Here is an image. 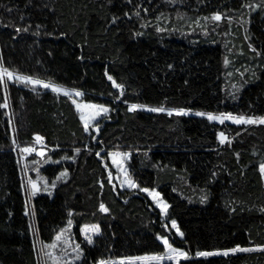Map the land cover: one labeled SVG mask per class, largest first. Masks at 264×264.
Returning a JSON list of instances; mask_svg holds the SVG:
<instances>
[{"label":"trees","instance_id":"16d2710c","mask_svg":"<svg viewBox=\"0 0 264 264\" xmlns=\"http://www.w3.org/2000/svg\"><path fill=\"white\" fill-rule=\"evenodd\" d=\"M0 63L108 108L85 131L67 97L0 80V264H41L37 246L68 228L76 264L164 254L161 235L189 252L180 264H264V124L130 109L264 116V0H0ZM37 135L47 150L23 163L18 147ZM114 151L136 189L115 184ZM24 164L46 181L30 199ZM236 245L253 250L195 255Z\"/></svg>","mask_w":264,"mask_h":264},{"label":"snow or ice","instance_id":"6c2138e0","mask_svg":"<svg viewBox=\"0 0 264 264\" xmlns=\"http://www.w3.org/2000/svg\"><path fill=\"white\" fill-rule=\"evenodd\" d=\"M213 19L219 21L221 19V15L219 13H215L213 16ZM18 31L20 29H17ZM25 31L27 29H24ZM13 72L9 71L8 68L4 67L2 63H0V78L7 76L9 79H11L13 77ZM18 79H21L23 81L26 82H30L33 85H43V87L45 88H50L52 91L54 92H61V91H65L66 94H68V90L63 89L61 86L55 84V83H49V82H45L43 80L40 79H34L32 76L30 75H24V76H19L17 77ZM108 79L111 80L114 84V86L118 89H123L124 85L117 83L112 76H108ZM74 91L76 93L77 96H82L83 93H81L79 90H71ZM118 98V97H117ZM75 102V101H74ZM7 102L4 103L3 107H7ZM76 107L77 109L80 111L81 115L80 118L81 120H83L84 122V128L85 131H88V127L89 124L92 120L95 119L96 116H99L101 112H108V108L105 107L104 105H97V104H92V103H76ZM143 107H147L146 105H137V104H132L130 105V109L131 110H135L137 108H143ZM93 110V111H86V110ZM151 111L153 112H162V111H167L168 115H172L173 113L176 114H187L188 109L185 108H169V109H165L163 107H157V108H152ZM197 115L199 116H207V118L209 120L215 121L217 119L220 120L221 123H224L225 120H231L236 124H264V116H257V117H253V116H245V115H235L231 112H227V113H222L220 114V116L218 117L217 115L208 112V113H204V112H199L197 113ZM99 127V125L97 124V128ZM220 139H221V143H224L225 140H227V137L225 136V134L223 132L219 133ZM95 139V137H93ZM36 139L39 141L42 139V137L38 136L36 137ZM25 152H29V151H34V149L32 148H25L24 149ZM76 152H79L80 149L77 148L75 149ZM41 155H43V151H41L40 153ZM97 155L100 156V153L97 152ZM109 155L111 156L113 162L117 165L118 168H120V171L124 173V178L123 180H121V186H124L125 184H127L128 187L131 188H135L138 187L136 181L134 179H132L129 175H128V170L126 168L123 167V162L122 160L118 159V157L121 156H127L128 153H121V152H110ZM105 167H107V165H105ZM260 168V172L262 174H264V163H261L259 165ZM68 175L67 170H64L62 173H60V176L57 177V179L62 178V177H66ZM111 178H112V173L109 172V182H111ZM28 183L31 185V189H32V194L35 195L37 191H39V188L37 186V181L32 180L31 178H29ZM55 186V185H53ZM144 192L148 193L149 195L152 196L153 200L156 201V204L160 207L161 213L167 215V210H168V204L166 201L162 200L160 198V193L156 190V189H150V188H144L143 189ZM99 208L102 212L107 213L109 211L108 207H106V205L101 202L99 205ZM69 215L71 216V213H69ZM72 221L71 219H69L68 221V227H71ZM172 227L176 228V230L179 232V227L177 226V222L176 220H172L171 221ZM92 232L95 233H99L100 232V227L99 225H93L91 226L90 229ZM64 229H61L60 232H58L56 234L55 237V241H60L64 238ZM82 233H84L85 238L87 240L88 243H93V238L92 236L88 235V231H89V226H84L81 229ZM181 236H183V233H180ZM159 239L162 240L163 245L166 247L167 252L164 254H160V253H154L151 255H144V256H137V257H124L121 258V264H123L124 260L127 261H135V260H140V261H156L157 264H159L160 261L164 260L165 258H167L168 260H174L177 262V264H180L181 258H185L188 259L189 258V252L185 251L182 248H178V247H174L173 243H171L169 241V238L167 236L161 235L159 236ZM65 244H68L69 241L68 240H64ZM55 248L57 247V244L55 242H53L52 244H47L44 247H42L41 252L44 256H48L51 257L53 264H67L66 261L63 260V256L65 255V253H61V255L57 256L54 253H50V252H45L44 248ZM256 248H264V244H260V245H256ZM77 255L75 257V259H79L80 254L83 252V249L81 248V246L79 244H76L74 249H73ZM253 249L251 248H243L240 245H236L235 247L232 248H226V249H218L216 250V253L210 252V251H197L195 253L196 257H207V256H211L214 254H217L219 252H222L223 255L227 256L229 255V253H237V252H249L252 251ZM97 264H108V262L104 259H100Z\"/></svg>","mask_w":264,"mask_h":264},{"label":"rangeland","instance_id":"374dc122","mask_svg":"<svg viewBox=\"0 0 264 264\" xmlns=\"http://www.w3.org/2000/svg\"><path fill=\"white\" fill-rule=\"evenodd\" d=\"M11 72H13V71H11ZM13 74H14V75H13V77H12L11 79H9L7 76H4V77L0 78V80H1L3 83H7V82H8V83H11L12 85H16V86H18V87H26V86H28V87L31 88V89L42 90V91H49V92H51V93H55V94H59V95L65 96V97H67L68 99H70L71 102L74 104V108H75V110L77 111L78 116H79V118H80L81 113H80V111L77 109V107H76V103H83V102H81V96H77L76 93H75L74 91H71V90H73V88H69V87H66V86H63V85L57 84V83H55V82L45 81V82H49V83H55V84L61 86L63 89L68 90V94H66L65 91H61V92L57 93V92L52 91L50 88H45V87H43V85H33V84L30 83V82H26V81H23V80H21V79H18L17 77H19V76H23V75H21V74H19V73H17V72H13ZM43 81H44V80H43ZM28 87H27V88H28ZM75 90H76V89H75ZM74 101H75V102H74ZM137 109H138V110L145 111V112H147V111H148V112H151V109H152V108L149 107V106H147V107L137 108ZM86 111L90 112V111H93V110L89 109V110H86ZM152 112H153V111H152ZM199 112H203V111L190 110V111L187 112V114H179V115L193 116V117H199V118H205V119H207V120L210 121V122H214V123H219V124H221V122H220L219 119H217V120H215V121H212V120H209V119L207 118V116H199V115H197V113H199ZM106 113H107V112H106ZM106 113H105V112H101L99 116H96L95 119L92 120V121L90 122L89 127L92 126V125H93L95 122H97L98 120H100V118L103 117ZM159 113H167V111H162V112H159ZM204 113H208V112H204ZM167 114H168V113H167ZM173 114L177 115L176 113H173ZM221 114H222V113H221ZM215 115H217L218 117L220 116V114H215ZM80 121H81V123H82L83 126H84V122H83V120H81V118H80ZM224 123L236 124V123H234V122L231 121V120H225ZM247 125H249V124H247ZM36 143H37L36 146H31L32 149H34V147H37V148H38V147H45L43 140H39V141L37 140ZM220 143H221V140H220ZM221 144H222V143H221ZM25 148H26V147H18V149H20L22 152H24V149H25ZM42 149H43V148H42ZM35 150H36V148H35ZM38 150H39V149H38ZM46 150H47V149H43V150H40V151H37V152H36L37 155L39 156V158H41V156L44 155V153H45ZM41 151H43V155L40 154ZM126 157H127V156H126ZM126 157H125V156L118 157V159L122 160V162H123V167H124V168H125V161H124V160L126 159ZM24 159H25V160H24ZM38 160H39V159H38ZM21 161L24 163V162L26 161V157H25V156H24V158L21 157ZM39 161H40V160H39ZM37 163H38V162H37ZM37 163H35V165H36ZM26 165H27V164H24V165H23V168H24V170H23V171H24V172H23V178H25V183H26V187H27L28 194H29L28 197H29V199H30V197H33L34 195L32 194L31 185L28 183L29 178H31L32 180L37 181V186H38V188H39V191H37L36 193H38V192H40L41 190H43V186H46V181H45V180L36 179V178H35V179L32 178V177H31L32 175H31L30 171H32L33 176L36 175V174H37V173H36V170H34L36 166H33L31 169L28 170L27 167H26ZM114 167H115V169L117 170V175H116V178H115V184H117L119 187H121V188H123V189H136V187H135V188L128 187L127 184H125L124 186H121V180H123V178H124V173L120 171V168H118L117 165H116L115 163H114ZM261 174H262V173H261ZM262 178H263V182H264V174H262ZM142 192H144V191H142ZM144 193H145V194H146V195H147V196H148V197H149V198L155 203V206L158 207L159 210H160V207L156 204V201L153 200L152 196L149 195V194L146 193V192H144ZM160 211H161V210H160ZM164 215H165V214L162 213V216H164ZM169 225H170V227H171L173 230H175V231L177 232V235H179V232L176 230V228L172 227L171 222H169ZM83 227H84V226H82V228H83ZM82 228H81V229H82ZM90 229H91V227H89V231H88V235H89V236H92V237H93L95 234H97V233H95V232H92ZM81 232H82V231H81ZM82 234H83V240L87 241L86 238H85L84 233H82ZM65 239L69 241L68 244H65V243H64V240H65ZM161 241H162V240H161ZM53 242H55V243L57 244V247H55V248H44V251H45V252L54 253V254L57 255V256L61 255V253L63 252V253H65V255L63 256V260L66 261L67 264H76V261H75L76 253H75V251L73 250L75 246L72 244L71 239H70V237H69V228L66 229V230L64 231V238H63L62 240H60V241H55V239H54ZM53 242H52V243H53ZM52 243H51V244H52ZM37 247H38L39 250H40L41 264H53V261H52L51 257L44 256V255L42 254L41 249H42V247H44V246H43V245H39V246H37ZM213 253H216V252H213ZM221 254H223V253H222V252H219V253L214 254V255L217 256V255H221ZM211 256H213V255H211ZM207 257H208V256H207ZM183 259H184V258L182 257L181 260H183ZM164 261H169V262H172L173 264H177L176 261H174V260H168L167 258H165L164 260L160 261L159 264H161V263L164 262ZM129 262H132V263L137 262V263H140V264H157L156 261H140V260H135V261H127V260H124V261H123V263H129ZM115 263H119V264H121V260L116 261V262H108V264H115Z\"/></svg>","mask_w":264,"mask_h":264},{"label":"built area","instance_id":"2783aa9c","mask_svg":"<svg viewBox=\"0 0 264 264\" xmlns=\"http://www.w3.org/2000/svg\"><path fill=\"white\" fill-rule=\"evenodd\" d=\"M30 154L34 153V151H29Z\"/></svg>","mask_w":264,"mask_h":264}]
</instances>
